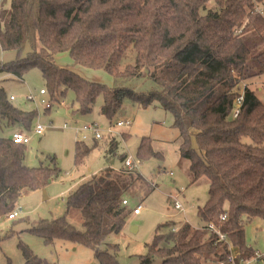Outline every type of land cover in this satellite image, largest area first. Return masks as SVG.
I'll list each match as a JSON object with an SVG mask.
<instances>
[{
  "label": "trees",
  "instance_id": "trees-1",
  "mask_svg": "<svg viewBox=\"0 0 264 264\" xmlns=\"http://www.w3.org/2000/svg\"><path fill=\"white\" fill-rule=\"evenodd\" d=\"M3 1L0 47L16 51L19 59L0 65V76L23 79L37 69L52 104L72 91L76 112L86 115L102 96L100 113L109 121L125 98L142 107L158 103L172 113L180 131V154L189 163L192 183L208 178L209 197L198 209L202 227L157 233L144 262L160 257L162 264H230V245L238 249L237 263L254 258L258 253L246 243L244 224L264 220V103L246 83L264 74V52H252L244 35L250 31L264 44V0H12L8 11L2 10ZM27 46L30 51L22 57ZM129 51L135 52L134 64L120 70ZM61 54L123 82L148 77L157 90L139 95L124 86L108 89L89 82L57 65ZM36 114L15 107L0 88V218L15 211L23 193L43 190L60 174L55 164L25 166L26 145L15 144L12 134L4 136L15 124L29 129ZM109 135L107 159L118 149ZM90 152L84 140L77 142L76 163ZM159 156L150 139L141 142L138 160ZM127 158L120 156L123 170L109 167L78 185L62 217L43 220L30 232L48 246L62 241L90 248L98 264H120L101 246L125 227L130 214L123 204L128 203L125 190L142 178H132L136 167L128 169ZM71 214L78 215L81 229L70 223ZM209 224L226 240L209 231ZM165 226L170 224L157 232ZM19 248L25 264H49L23 243Z\"/></svg>",
  "mask_w": 264,
  "mask_h": 264
},
{
  "label": "rangeland",
  "instance_id": "rangeland-1",
  "mask_svg": "<svg viewBox=\"0 0 264 264\" xmlns=\"http://www.w3.org/2000/svg\"><path fill=\"white\" fill-rule=\"evenodd\" d=\"M11 2L12 0H4L2 10H10ZM244 36L245 43L252 52H264V44L255 34L247 31ZM29 51L30 47L27 46L22 57ZM134 58L135 52L129 51L120 65V70L134 64ZM18 59L16 51H3L0 47V65L11 64ZM55 62L85 80L104 85L108 89L124 86L139 95H147L157 90L156 83L148 77L123 82L103 69L75 65L68 54L58 55ZM246 85L264 103V74L247 81ZM0 88L9 98L15 97L16 100L12 101L15 107L37 113L29 129L15 124L6 129L5 135L3 133L8 138L12 131L19 130L30 137V143L26 145L25 166L53 168L55 164L60 171L58 178L50 181L43 190L22 194L15 209L19 216L14 221L0 218V264H25L19 248L20 243L28 246L38 258L49 264H98L94 251L90 248L62 241L48 246L30 230L43 220L62 217L67 210L68 195L82 182L109 167L116 172L123 170L124 164L120 156L124 154L131 157L136 166L132 178L135 179L138 175L142 178L134 180L125 190L130 209L125 227L120 233L111 234L101 246V250L116 255L120 264H162L160 257L152 258L149 263L143 260L148 253L147 246L152 243L157 233H166L171 228L178 230L185 225L194 229L202 227L198 209L208 200L209 180L201 177L192 183L189 163L180 154V131L174 126L170 111L158 103L142 107L125 98L120 113L109 121L100 113L102 96L97 99L92 112L83 115L76 112L78 106L72 91H68L60 103H53L52 108L46 111L42 101H50V96L37 69L27 72L23 79L1 75ZM42 89L46 90V95L40 94ZM120 121H130L131 125L117 127L116 123ZM92 123L99 125L101 139H96L92 132L83 133L76 129ZM65 124L69 127L64 128ZM37 125L44 128L42 135L34 132ZM110 128L112 136L118 142V149L112 158L107 159L105 151ZM83 135L87 136L84 144L91 152L82 164H77L75 146L77 142H83ZM144 139H150L152 148L155 153H159V157L138 160L137 150ZM173 197L181 204L183 210L174 208L170 199ZM138 206H141V213L135 215L134 209ZM224 210L228 212L227 205ZM68 220L81 229L77 214H71ZM166 223L170 226L162 227L157 232L158 227ZM244 229L248 246L256 249L258 254H263L264 220L254 219L246 222ZM230 250L233 255H237L238 249L233 245H230Z\"/></svg>",
  "mask_w": 264,
  "mask_h": 264
},
{
  "label": "built area",
  "instance_id": "built-area-1",
  "mask_svg": "<svg viewBox=\"0 0 264 264\" xmlns=\"http://www.w3.org/2000/svg\"><path fill=\"white\" fill-rule=\"evenodd\" d=\"M40 94L41 95H46L47 92L46 90L42 89L40 91ZM15 98L14 97H10V100L13 101ZM241 101V99L239 100V102ZM43 102V105L45 106L46 110H50L52 108V103L50 101L46 102V101H42ZM131 125V122L130 121H120V122H117L116 123V126L117 127H125V126H130ZM65 128H68L69 126L67 124L64 125ZM99 125H96L94 123L90 124V125H84L82 127H77L76 129L80 132H92L94 133L95 135V138L96 139H101V134H100V130H99ZM34 132L37 134V135H42L44 133V128L41 126V125H37L34 129ZM109 134H112V131H111V128L110 130L108 131ZM87 136L86 135H83V140H86ZM11 140L15 143V144H18V145H27L30 143V137L24 135L22 132H15L12 134L11 136ZM125 166L128 168V169H132L133 166H135L134 164V161L131 157H128L126 162H125ZM173 202V205H174V208L177 209V210H183L181 204L174 198H170ZM123 204L125 205H128L127 201H124ZM140 210H141V206H138L134 209V214L135 215H139L140 214ZM19 216V213L18 211H14L12 212L11 214H9L8 216V219L9 220H14L16 219L17 217ZM226 219V216H223L221 217V220L222 221H225ZM208 230L213 232V233H216L220 240L221 241H225L226 240V237L224 235H222L218 229L215 227L214 224H209L208 225ZM227 251L229 253H231V250H230V246L227 247ZM235 258H236V255H233L232 253L230 254V257H229V263L230 264H251V263H256V264H262V260H264V254H257L254 258L250 259V260H241L240 262H236L235 261Z\"/></svg>",
  "mask_w": 264,
  "mask_h": 264
},
{
  "label": "crops",
  "instance_id": "crops-1",
  "mask_svg": "<svg viewBox=\"0 0 264 264\" xmlns=\"http://www.w3.org/2000/svg\"><path fill=\"white\" fill-rule=\"evenodd\" d=\"M11 97H13V96H11ZM14 98H15V97H14ZM15 100H16V99H14V101H15ZM64 128H65V127H64ZM15 132H21V131H19V130H14V131L11 132V134H13V133H15ZM11 134H10V135H11ZM173 198H174V197H173ZM140 213H141V212H140ZM255 251L257 252L256 249H255ZM257 253H258V252H257ZM263 254H264V253H263ZM261 255H262V254H261Z\"/></svg>",
  "mask_w": 264,
  "mask_h": 264
},
{
  "label": "water",
  "instance_id": "water-1",
  "mask_svg": "<svg viewBox=\"0 0 264 264\" xmlns=\"http://www.w3.org/2000/svg\"><path fill=\"white\" fill-rule=\"evenodd\" d=\"M11 139V138H10Z\"/></svg>",
  "mask_w": 264,
  "mask_h": 264
}]
</instances>
